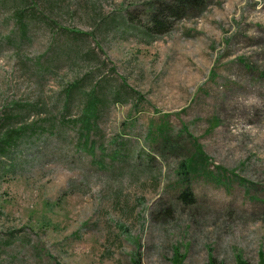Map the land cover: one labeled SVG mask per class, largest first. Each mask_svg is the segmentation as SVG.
<instances>
[{
  "label": "rangeland",
  "instance_id": "rangeland-1",
  "mask_svg": "<svg viewBox=\"0 0 264 264\" xmlns=\"http://www.w3.org/2000/svg\"><path fill=\"white\" fill-rule=\"evenodd\" d=\"M171 1L0 0V264H264V0Z\"/></svg>",
  "mask_w": 264,
  "mask_h": 264
},
{
  "label": "trees",
  "instance_id": "trees-1",
  "mask_svg": "<svg viewBox=\"0 0 264 264\" xmlns=\"http://www.w3.org/2000/svg\"><path fill=\"white\" fill-rule=\"evenodd\" d=\"M184 4L187 5V9L183 7ZM206 4V0H173L170 3L161 4L158 6L157 11L153 12L148 17V22L145 25H134V31L136 32L138 37L143 39L147 38L149 39L148 42L153 43L163 35L168 34L172 30L174 22L180 20L181 17L186 13V11L203 9ZM91 100H94V98H92ZM100 101L101 100L98 98L97 102L100 103ZM91 102L92 101H89V105L84 110L85 114L82 118L84 126L87 124L90 126V123L85 122V120L87 118H90L91 115L95 114L96 111H92L93 104L91 105ZM158 128L159 129L157 130L158 137H156V145L158 146L160 154H171L173 157L180 160L178 168L175 171V176L178 178L179 182L182 185L188 187L190 178L192 176L201 174V172L207 170V163L209 160L208 157L204 153L203 148L195 139H193L191 151H187L185 147L179 146V142L175 140V137L177 138V140H180V134H174L167 121H163ZM184 133H188L187 127L183 128V130L181 131V135H184ZM10 137V133L7 134L4 142H9ZM85 142L89 144L88 138H86ZM182 198L193 200L194 196L192 191L189 189H185V191L182 193ZM193 204L194 202H192V205ZM175 255L180 258V251H175ZM262 260H264L263 257ZM136 264H140V262L136 260Z\"/></svg>",
  "mask_w": 264,
  "mask_h": 264
}]
</instances>
